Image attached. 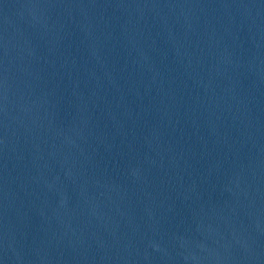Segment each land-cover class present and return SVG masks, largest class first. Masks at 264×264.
Instances as JSON below:
<instances>
[{
    "label": "water",
    "instance_id": "water-1",
    "mask_svg": "<svg viewBox=\"0 0 264 264\" xmlns=\"http://www.w3.org/2000/svg\"><path fill=\"white\" fill-rule=\"evenodd\" d=\"M0 264H264V0H47L1 37Z\"/></svg>",
    "mask_w": 264,
    "mask_h": 264
}]
</instances>
